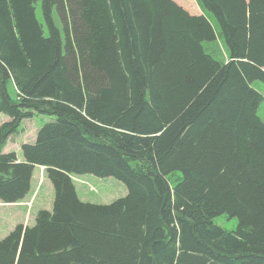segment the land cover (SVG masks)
Masks as SVG:
<instances>
[{
  "label": "trees",
  "instance_id": "trees-1",
  "mask_svg": "<svg viewBox=\"0 0 264 264\" xmlns=\"http://www.w3.org/2000/svg\"><path fill=\"white\" fill-rule=\"evenodd\" d=\"M37 1L0 0V202H21L36 166L54 200L0 241V264H264V0H196L201 16L173 0H41L42 23ZM208 14L225 60L203 47ZM35 113L56 120L20 162L4 149ZM85 174L127 195L83 202Z\"/></svg>",
  "mask_w": 264,
  "mask_h": 264
},
{
  "label": "rangeland",
  "instance_id": "rangeland-1",
  "mask_svg": "<svg viewBox=\"0 0 264 264\" xmlns=\"http://www.w3.org/2000/svg\"><path fill=\"white\" fill-rule=\"evenodd\" d=\"M36 16L42 23L41 0L36 5ZM213 24H216L213 16L208 14ZM56 23L59 24L56 14H54ZM217 25V24H216ZM215 25V26H216ZM218 27V26H217ZM203 47L207 53L220 60L221 48L216 41L204 42ZM252 87L263 96V101L259 105L257 114L264 123V82L256 81ZM9 94L15 98V90L12 84H7ZM55 117L34 114L32 118L23 120L19 126V133L10 137L5 152H15L20 160H23L21 145L24 143H33L38 130L48 123H54ZM9 121V118L0 114V126ZM181 174L176 172L169 176L171 183H176ZM32 187L29 194L19 203L3 204L0 202V241L4 239L17 225L32 227L35 224V218L40 210H52L53 201L47 202L48 195L51 193L52 184L47 178L46 171L43 168H36L33 171ZM72 180L76 187L78 198L86 203L105 205L123 198L127 195L125 185L115 178H100L94 175H73ZM50 192V193H49ZM52 198V196H51ZM50 198V199H51ZM44 203V204H43ZM213 223L225 231H234L237 228V219L229 218L227 215H221L213 220Z\"/></svg>",
  "mask_w": 264,
  "mask_h": 264
},
{
  "label": "crops",
  "instance_id": "crops-1",
  "mask_svg": "<svg viewBox=\"0 0 264 264\" xmlns=\"http://www.w3.org/2000/svg\"><path fill=\"white\" fill-rule=\"evenodd\" d=\"M174 2H176L179 6H181L185 11H187L190 15H192V16H201V15H205L204 14V12L202 11V9L199 7V5H198V3H197V1L196 0H173ZM248 1V0H247ZM209 19H210V17L209 16H207ZM212 21V20H211ZM212 24H213V22H212ZM214 25V24H213ZM216 25V24H215ZM214 25V27H215V30H216V34H217V40H216V42L218 43V46H220V48H221V56H222V59L223 60H225V59H227V51H226V48H225V46H224V43H223V40H222V38L220 37V35H219V29H218V27H217V25L215 26ZM35 139H36V137H35ZM35 139H34V141H35ZM10 141V140H9ZM8 141V142H9ZM33 141V142H34ZM8 144V143H7ZM6 147H7V145H6ZM6 147H5V149H6ZM5 149H4V151H5ZM10 152V151H9ZM17 156V155H16ZM17 159H18V161H20V162H22L23 160H20L19 159V157L17 156ZM36 168H38V166H36L35 168H34V170L36 169ZM40 168H43V169H45L44 167H40ZM32 180H33V178H32ZM31 187H32V181H31ZM75 189H76V187H75ZM50 193V192H49ZM49 197H48V199H47V202H52L53 200H54V192H53V187H52V190H51V193L48 195ZM51 196H52V198H51ZM51 198V199H50ZM44 204V203H43ZM49 211V210H48ZM52 211V210H51ZM27 226H29V225H27Z\"/></svg>",
  "mask_w": 264,
  "mask_h": 264
}]
</instances>
